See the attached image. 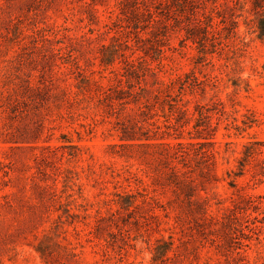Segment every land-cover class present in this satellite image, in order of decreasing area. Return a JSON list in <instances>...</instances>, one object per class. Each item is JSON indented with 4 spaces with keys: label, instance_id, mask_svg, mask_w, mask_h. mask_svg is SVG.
Returning a JSON list of instances; mask_svg holds the SVG:
<instances>
[{
    "label": "rangeland",
    "instance_id": "1",
    "mask_svg": "<svg viewBox=\"0 0 264 264\" xmlns=\"http://www.w3.org/2000/svg\"><path fill=\"white\" fill-rule=\"evenodd\" d=\"M125 1L0 0V264H264L253 0Z\"/></svg>",
    "mask_w": 264,
    "mask_h": 264
},
{
    "label": "trees",
    "instance_id": "2",
    "mask_svg": "<svg viewBox=\"0 0 264 264\" xmlns=\"http://www.w3.org/2000/svg\"><path fill=\"white\" fill-rule=\"evenodd\" d=\"M149 1L150 0H126L125 2H123L121 4V7L123 9V13H125L126 15L127 14H131V16L129 17V19L133 22L136 23L135 19L138 20V18H136L134 16V14L132 13V9L135 7V6H139L143 3H145V5H149ZM172 1V0H171ZM174 1V0H173ZM243 0H236V2H242ZM244 1H247V0H244ZM158 1L157 0H153V2H151V5H154L156 7V5H159V3H157ZM194 0H190L188 3L189 4H194ZM161 4V3H160ZM253 6H252V17L249 19V23L251 22V25L252 27H254L255 29V32L257 33V36L260 40H264V0H253L252 2ZM149 7V6H148ZM199 12L198 11H194L193 13V20L195 21V24L196 26H192L194 27L192 30H190V33L188 35V38L194 42L198 41L197 40V30L198 28H200V26L202 25V20L199 18ZM132 14H133V17H132ZM157 15V19L156 20H152L153 19V15ZM145 19H151L153 23L155 24H159V19H161V16L158 14V12L156 11H153V9H147L145 11V13L143 14V16ZM250 25V24H249ZM198 27V28H196ZM112 61H109V60H104V64L105 65H109L111 64ZM122 141H131L133 140L132 137L130 136H125L123 138H121ZM195 144H192V143H177V144H174L172 145V147L174 148H182L183 150L184 147H191V146H194ZM183 155L182 156H186L188 155L186 151H182ZM252 157V153L249 152L248 154H245V157H244V160H245V164L246 162H248ZM245 164L243 165V167H245Z\"/></svg>",
    "mask_w": 264,
    "mask_h": 264
}]
</instances>
